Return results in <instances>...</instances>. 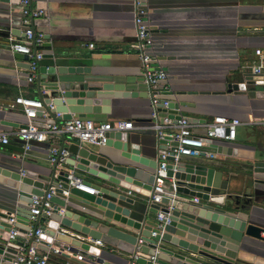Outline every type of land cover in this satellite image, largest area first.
Listing matches in <instances>:
<instances>
[{"label":"crops","instance_id":"1","mask_svg":"<svg viewBox=\"0 0 264 264\" xmlns=\"http://www.w3.org/2000/svg\"><path fill=\"white\" fill-rule=\"evenodd\" d=\"M132 0H37L32 8L41 9L43 16L32 21L33 31L44 35L37 50L42 53L39 66H53L76 70L59 76L60 80L75 78L89 84L110 85L107 112L94 119L103 121L126 120L133 129L128 136L138 145L140 157L153 159L156 137L152 130L147 87L142 82V71L134 46ZM147 22L152 41L154 64L164 72L166 79L162 97L177 104L180 116L191 124L211 122L214 117L236 119L233 140L219 142L234 151L233 156L216 155L209 160L202 156L182 157L194 165L211 168L217 173L215 184L223 202L237 200L246 204L245 212L251 222L264 229V183L253 179L252 164L264 161V83L246 85L243 93H227L228 84H243V64L254 60L253 51L264 54V0H144ZM20 5L17 0H0V131L9 135L8 143L0 145V168L9 172L49 176L47 163L50 147L77 144L65 136L47 135L41 143H31L28 151L15 136L24 122L21 108L14 103L17 97L35 99V81L26 82V60L8 49L9 39L19 37ZM92 45L91 48L88 46ZM51 56V58L47 57ZM264 76L254 78L262 82ZM44 81V80H41ZM42 95L50 96L41 91ZM73 118V117H71ZM194 133L203 135L201 128ZM92 150H112L81 144ZM124 164L131 165L123 160ZM65 169H71L63 166ZM85 182L120 192L132 204L128 218L139 220L146 210L148 199L142 195H126L127 190L116 188L79 173ZM171 182L169 179L166 183ZM44 188V187H43ZM93 196L69 189L67 197L55 194L52 205L74 207L88 217L91 209L84 202ZM15 190L0 184V214L13 215L18 205ZM211 206H216L210 204ZM14 216V215H13ZM64 234L70 233L62 230ZM5 228H0V264H9L14 254L5 251ZM264 239V233H260ZM90 242L88 238L84 239ZM246 245L238 248V264H264V240L243 238ZM97 258L98 264H127L131 247L102 235ZM93 244V243H92ZM242 244V243H241ZM62 243L52 242L46 255L48 264H97L86 260L80 250L68 252ZM95 246V245H94ZM157 246H161L160 243ZM60 254L54 255L51 250ZM75 254L83 259L76 261ZM194 258V255L182 253ZM201 264H212L198 259Z\"/></svg>","mask_w":264,"mask_h":264},{"label":"water","instance_id":"2","mask_svg":"<svg viewBox=\"0 0 264 264\" xmlns=\"http://www.w3.org/2000/svg\"><path fill=\"white\" fill-rule=\"evenodd\" d=\"M18 1V0H17ZM23 30L20 31L22 37ZM47 39V38H44ZM23 58L26 60V56ZM51 58V56H47ZM71 68L39 66L35 74L36 98L41 102L43 110L46 105H52L49 114L59 113L61 121H68L71 117L93 120V117L107 112L109 99L118 94L112 91L110 85L89 84L75 78L60 80L59 76L73 74ZM254 76L243 75V84H228L227 93H243L246 85H261L255 82ZM44 80V81H41ZM41 91L50 94L42 95ZM111 96V97H109ZM177 104L168 102L167 117L176 120L180 116ZM40 116V112L37 113ZM163 117V114L159 115ZM93 121H103L94 119ZM161 123V119L159 120ZM61 141H62V136ZM209 148L216 155L233 156L230 147L219 144L224 141L206 140ZM176 145L164 137L156 140L153 159L140 157L138 145L132 141L125 131L109 132L101 148L111 151L101 152L88 149L78 144L59 148L67 151L68 156L63 166H67L78 173H84L110 186L122 188L147 199L154 184V170L158 166L160 156ZM99 148V147H98ZM129 161L131 165L123 163ZM167 162L165 176L171 179L173 186L164 187L158 203H147L145 212L139 220L128 218L129 209L124 204L131 205L132 200L116 190H110L97 184H90L96 194L92 202H84L91 211L88 217L83 216V210L64 206L60 212L58 205H51L48 216L39 213L33 222L29 221L28 204L31 196H41L48 188L57 182L65 184L67 169L61 168L55 174L54 165L50 167L47 177L30 173L9 172L0 168V184L15 190L16 200L19 202L14 210L17 228L16 244H21L28 236V244L37 251L49 252L52 242L62 243V249L72 252L80 250L86 254V260L99 263L97 258L99 248L92 244L102 235L123 241L131 247L130 254L136 252V264H201L198 259H204L212 264H238V248L245 246L243 238L264 240L260 233L264 229L251 222V216L245 212L244 203L237 200L229 204L223 202V196L218 193L215 184V171L211 168L194 165L181 160L174 161L171 155L165 156ZM253 179L264 183V161L252 164ZM44 187V188H43ZM60 194V191H57ZM195 198L196 202L192 201ZM214 204L216 206H211ZM160 214L162 220H156ZM0 228L8 232V216L0 214ZM39 228L40 233L34 243V231ZM62 230L70 233L64 234ZM88 238L90 242L84 239ZM161 246H157L159 244ZM242 243V244H241ZM5 251L15 254L17 246L6 243ZM182 253L194 255V258Z\"/></svg>","mask_w":264,"mask_h":264},{"label":"built area","instance_id":"3","mask_svg":"<svg viewBox=\"0 0 264 264\" xmlns=\"http://www.w3.org/2000/svg\"><path fill=\"white\" fill-rule=\"evenodd\" d=\"M37 0H18L20 5V24L23 26L22 37H12L9 39L8 49L12 53H18L26 56L27 76L26 82L31 83L35 79L38 63L42 59V53L37 49L41 47L44 41V35L40 32L33 31L32 21L43 16L41 9L32 8L31 2ZM132 25L134 29V48L137 51V57L142 71V82L148 89L149 103L151 107L149 129L155 134L156 140L164 137L176 146L169 151L168 143H166V151L160 156L158 166L154 170V184L147 203H158L160 194L164 187L173 186V182L166 183L169 179L165 176V168L167 162L165 156L171 155L174 161L182 157L195 158L202 156L209 160L215 158L213 151H205L209 148L206 140L214 141H231L235 133V128L240 125L236 119H226L224 117H214L211 122L202 124H191L185 119L180 118L172 122L167 117L168 101L162 97L163 88L160 87L166 79L165 72L154 64V57L151 54L152 41L149 32V25L146 19L147 10L144 0H132ZM89 48L92 45L88 46ZM254 60L244 62L243 72L254 76H264V54L260 50L253 51ZM14 103L21 108V114L24 122L15 131L14 136L22 142L23 150L28 151L31 143H41L47 135L65 136L70 141H75L78 145L87 144L96 147L104 146L106 134L117 131H130L133 129L132 123L126 120L98 121L81 119L73 117L68 121H61L59 113L49 114L53 110L52 105H46L47 110H43L41 102L37 99H28L17 97ZM40 112V116L37 113ZM163 114V117L159 115ZM161 119V123L159 120ZM194 128H201L203 135L198 136L194 133ZM9 134L0 131V145L5 146L8 143ZM210 149V148H209ZM68 153L65 149L59 147H50L48 149L47 163L50 167L54 165L55 174L63 168L64 161ZM21 175L23 173L21 172ZM65 184L57 182L48 188V191L37 197L31 196L28 204L29 221L33 222L35 217L42 213L46 216L51 211V198L60 191L65 198L69 189H75L84 194L93 196L96 194L95 189L86 184L82 176L72 170L67 169L65 173ZM126 195L130 196L131 192L127 191ZM192 201L196 202L193 198ZM60 208V206L58 207ZM62 211V208L59 209ZM156 220L161 221L162 216L158 213ZM8 224L10 228L6 233V242L17 246L16 253L9 264H48L46 255H39L35 247L28 244V236L24 241L17 245L15 238L17 236V228L13 215L8 216ZM40 230L36 228L34 231L33 242L37 243V236ZM93 245L100 246L99 241H93ZM54 255L60 254L59 250H51ZM76 261L83 259L81 254H75L73 257ZM136 252L129 256L127 264H136ZM65 264H70L65 262Z\"/></svg>","mask_w":264,"mask_h":264}]
</instances>
